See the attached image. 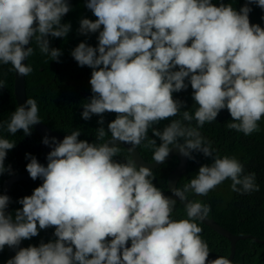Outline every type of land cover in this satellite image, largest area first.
Instances as JSON below:
<instances>
[{
    "label": "clouds",
    "instance_id": "obj_1",
    "mask_svg": "<svg viewBox=\"0 0 264 264\" xmlns=\"http://www.w3.org/2000/svg\"><path fill=\"white\" fill-rule=\"evenodd\" d=\"M252 5L264 10V0H245L239 10L223 0L218 5L213 0H86L96 19L82 18L78 32L98 33V45L81 42L71 52L80 67L92 69V95L81 116L86 121L99 116L96 140L107 133L111 139L89 143L78 139L79 130L70 135L53 130L63 140L44 137L43 144L52 149L46 166L26 154L30 162L20 173L28 172L42 184L18 200L22 208L14 218L11 211L6 214L11 195L0 194V252L5 246L18 249L6 264H233L229 255L208 259L214 257H209L195 221L209 217L211 208L189 200L186 193L224 192L219 185L226 179L232 181L233 192L260 191L254 172L244 175L235 157H213L210 137L198 131L216 121L223 109L232 118L228 129L245 136L259 131L264 118V27L250 21ZM70 10L69 0H0V64H11L18 76H28L33 69L23 61L34 50L25 46L33 39L42 54L59 62L61 50L50 47L49 37H67L71 24L62 18ZM189 85L198 107L194 115L184 110L183 120L195 119L197 128L173 120L162 132L153 129L161 143L156 146L155 139H148L144 146L154 154L146 160L139 145L150 128L186 108L173 93ZM4 87L0 79V89ZM38 112L36 100L28 98L13 112L7 132L31 135L32 126L42 122ZM105 113L116 114L107 131ZM15 145L0 137V175L11 174L5 159ZM172 146L180 153L168 160L183 158L186 168L194 151L213 163L201 165L196 178L182 190L169 189L172 196H166L153 183L152 172L168 161ZM119 147L128 153L123 163L115 160ZM134 149L159 166H138L130 154ZM177 200H188L183 204L187 219L172 218ZM53 227L54 240L19 247Z\"/></svg>",
    "mask_w": 264,
    "mask_h": 264
},
{
    "label": "trees",
    "instance_id": "obj_2",
    "mask_svg": "<svg viewBox=\"0 0 264 264\" xmlns=\"http://www.w3.org/2000/svg\"><path fill=\"white\" fill-rule=\"evenodd\" d=\"M220 0H213V3L219 4ZM224 3H230L234 8L243 6L245 0H223ZM71 10L62 18V23H70L71 29L67 37L54 38L49 37L50 47L61 50L59 62L52 61L49 56L42 54L35 39L30 42L34 54L26 59V64L30 65L33 71L25 78L24 88L26 97L36 100L38 105V115L43 124L51 130L60 133L71 134L73 131H81L80 140H87L89 143H104L111 138V133H107L103 140H96L97 129L101 127L98 123L99 116L93 115L90 120L82 119L83 104L87 103L91 97V85L89 83L92 69L84 66L80 67L71 52L79 43L85 42L90 46L98 45V33L83 35L78 32L79 22L82 18L95 20L96 17L86 8V0H69ZM253 11L250 13V21L254 24H260L264 27V10L252 5ZM0 79L5 81V87L0 89V137L16 143L15 147L7 152L5 167L11 166V174L5 172L0 175V194L2 192V183L8 176L26 171V165L29 159L26 154L35 156L41 161V137L32 128L31 135H25L19 130L15 135L7 132V123L18 107L14 96V69L11 64H0ZM187 82V81H186ZM175 98L186 102V108L181 110L180 115L161 121L148 130L147 139L139 146L146 160H152L154 149L146 148L144 145L148 139H155L156 146L161 141L153 135V129L163 131V129L173 120H180L185 127L197 128V123L193 119L190 123L183 120V111L188 110L190 114L194 112L198 105L192 99V89L180 93H173ZM116 118L115 113H105L103 116V127L107 131V125ZM230 113L227 109L221 110L216 121L206 122L203 127L198 128L201 136L210 137L211 147L215 149L213 157L225 155L235 157L244 166V175L249 173L256 174V183L260 191L249 194H239L231 190L230 179H226L219 186L225 189L210 191L206 196H197L193 192L186 193V197L191 201H199L210 205L211 211L208 216L214 218L220 225L224 226L234 234H250L261 240L264 239V118L259 124V131L245 136L242 132L230 130L227 123L231 121ZM180 144L184 139L180 138ZM171 146V145H169ZM122 149L124 151H122ZM195 159L188 160V166L180 178L177 188L183 189L191 179L196 178L198 169L201 165L213 163V158L205 157L202 153L193 152ZM124 156H128L124 148L119 147L116 156L117 162H124ZM180 159L176 155L170 160L156 168L152 172L153 183L166 196H172L168 188V173L174 169ZM42 184L41 179L20 180L13 183L11 187V214L15 216V210L22 208L18 200L24 196L31 195L33 190ZM239 187V186H238ZM174 198V197H173ZM175 220L187 219L186 209L178 200L172 213ZM202 228L201 238L208 244L210 249L209 257H227L230 252L228 240L213 230L210 226L195 221ZM55 229L48 228L41 230L39 235L31 240H24L25 246H39L43 241L47 243L54 240ZM130 246V242H129ZM6 249L0 252V264H6L8 260ZM233 264H264V243H258L254 239L238 240L236 251L232 260Z\"/></svg>",
    "mask_w": 264,
    "mask_h": 264
},
{
    "label": "water",
    "instance_id": "obj_3",
    "mask_svg": "<svg viewBox=\"0 0 264 264\" xmlns=\"http://www.w3.org/2000/svg\"><path fill=\"white\" fill-rule=\"evenodd\" d=\"M31 42V41H30ZM30 45V43H29ZM29 45L25 46L26 48L29 47ZM24 64H26V60L23 61ZM24 82H25V78L24 77H20L16 74V71L14 70V96L15 99L17 101V105H23L25 104L27 97H26V93H25V88H24ZM32 128L42 137L41 139V161L40 163L43 165H47V154L52 150L48 145L43 144V139L45 136L48 137H56L57 141H62L63 137L59 136L55 131L51 130L50 128H48L45 124H43L42 122L36 125H33ZM111 139V138H110ZM108 139V140H110ZM107 140V141H108ZM117 145L126 147L128 149L131 148L130 144L124 143V142H119L116 141L115 142ZM176 153H180L178 148H175V146L170 147V155L166 158L165 161H167L171 155L176 154ZM133 160L137 163L138 166H147V167H151V168H155L157 166H159V164H157L156 162L153 163H148L147 161H145L138 150H133L130 152ZM186 169V161L182 158L179 162V164L172 169L169 174H168V186L169 189H173V188H177V182L178 180L181 178V176L183 175L184 171ZM31 179L29 176V173L25 172V173H20V174H14L9 176L3 183L2 186V192L1 194H6L10 197L11 195V186L14 182L16 181H20V180H29ZM178 198V197H176ZM188 200H181V202L186 205ZM11 209H10V204L6 210V214L10 213ZM203 223H205L206 225L210 226L212 229H214L216 232L220 233L222 236L226 237L227 240L229 241V245H230V254H229V258L230 260L234 257L235 254V250H236V243L238 240H243V239H254L256 242L258 243H264V240H261L253 235L250 234H234L232 233L230 230H228L227 228L221 226L220 224H218L213 218H209L207 217L205 220L202 221ZM21 248L24 247V242L22 241L20 246ZM8 257L11 258L16 254V251H18V249H12L9 248L7 246H5ZM209 260H213L216 258H208Z\"/></svg>",
    "mask_w": 264,
    "mask_h": 264
}]
</instances>
